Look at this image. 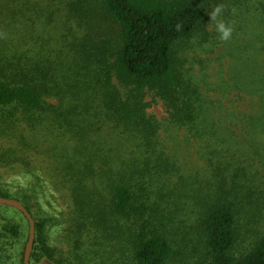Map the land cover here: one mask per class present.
Masks as SVG:
<instances>
[{"label":"trees","instance_id":"16d2710c","mask_svg":"<svg viewBox=\"0 0 264 264\" xmlns=\"http://www.w3.org/2000/svg\"><path fill=\"white\" fill-rule=\"evenodd\" d=\"M217 3L232 36L243 21L261 27L251 28L263 62L246 63L230 86L252 98L245 112L207 102L185 67V50L210 41L203 26ZM148 94L194 140L209 170L202 186L161 157ZM263 141L264 0H0V169L32 178L0 196L22 202L34 221L30 264H168L179 230L199 235L209 264H264V230L234 254L243 226L264 228V206L240 165L244 144L264 155ZM40 160L70 200L61 247L46 243V222L29 204ZM156 179L166 181L157 197ZM169 194L193 201L195 217L165 205ZM9 208L0 206V264H23L28 220Z\"/></svg>","mask_w":264,"mask_h":264},{"label":"rangeland","instance_id":"374dc122","mask_svg":"<svg viewBox=\"0 0 264 264\" xmlns=\"http://www.w3.org/2000/svg\"><path fill=\"white\" fill-rule=\"evenodd\" d=\"M226 20V19H225ZM227 21V20H226ZM237 21V19L235 20ZM240 23L239 21H237ZM242 24V23H241ZM243 33H237L232 36L227 42L220 41L216 33L208 30L212 37L210 41L197 46H191L186 49L184 54L186 56L185 67L190 68V73L196 78L199 89L204 95V99L212 103L221 111L225 109L248 111L251 100L247 96L236 94L237 91L231 89V83L236 72H244L246 63L261 65L263 62V43L257 42L261 34L254 36L260 32V26L253 22L243 21ZM255 27L259 30H254ZM247 33V34H246ZM251 34L253 37L250 38ZM199 38L195 40L198 42ZM146 100L151 104L146 109L149 116L157 119L161 124L158 130L159 143L158 150H161L163 156L172 163L175 172L179 175L183 174L190 181L194 182V186H202L207 181L209 170L205 168L200 158L198 148L193 139L186 137L182 130H177L166 122V113L161 101L158 98H153L152 94L146 96ZM236 137V148L242 146L241 131L234 128ZM264 143V141H263ZM256 146H252L251 150ZM244 155L240 156V165L246 168L245 182L250 185L254 191L257 192L261 200H257L260 208L264 206V167L259 163L264 160V155H252L248 150L247 144L243 146ZM247 156H252L253 162L248 160ZM38 162L37 174L41 176L38 180V187L36 188V197L29 200L33 216L43 218L45 225V238L49 246H62V224L70 213V200L66 196L64 190H59L57 186L47 175V170L43 168L44 162ZM49 166V163H46ZM251 174V175H249ZM172 180H174V173ZM32 178L30 176H23L12 173L8 170L0 169V188L11 194V196L18 191L19 188L24 187ZM155 184V185H154ZM153 194L157 197L159 189H163L166 185L164 179H156L154 181ZM10 199L19 201L13 197ZM20 202V201H19ZM22 203V202H21ZM23 205V203H22ZM165 205L176 210L178 215H186L195 217L191 212L193 201L184 198L177 200L176 197L169 194V200H165ZM0 206H7L1 205ZM24 206V205H23ZM187 206V207H186ZM10 207V206H8ZM13 208V207H10ZM9 208V209H10ZM15 209V208H14ZM17 210V209H16ZM11 213V211H9ZM16 220L22 225L23 220L20 216ZM20 220V221H19ZM192 220L185 222L186 227L192 223ZM60 222V223H59ZM256 224L243 226L241 229V236L235 246L234 254H243L251 247L252 241L257 236L260 230H264L260 223L258 227ZM176 235L177 244L176 249L178 256L172 258L168 264H209V259L205 254L204 244L197 233H191L187 236L183 235L182 231ZM42 264H53L48 259L43 258Z\"/></svg>","mask_w":264,"mask_h":264},{"label":"clouds","instance_id":"9594fccd","mask_svg":"<svg viewBox=\"0 0 264 264\" xmlns=\"http://www.w3.org/2000/svg\"><path fill=\"white\" fill-rule=\"evenodd\" d=\"M225 6L223 3H217L210 11H208L209 22L203 27L216 33L220 41L227 42L231 39L234 31V23L224 19ZM177 29L181 25H176Z\"/></svg>","mask_w":264,"mask_h":264},{"label":"water","instance_id":"95a60500","mask_svg":"<svg viewBox=\"0 0 264 264\" xmlns=\"http://www.w3.org/2000/svg\"><path fill=\"white\" fill-rule=\"evenodd\" d=\"M0 204L1 205H7L10 207H13L20 211L28 220V239L25 245V250H24V257H23V264H30L29 263V254L32 248L33 244V238H34V221L31 217V215L28 213L26 208L22 205L21 202L10 199V198H5L0 196Z\"/></svg>","mask_w":264,"mask_h":264}]
</instances>
